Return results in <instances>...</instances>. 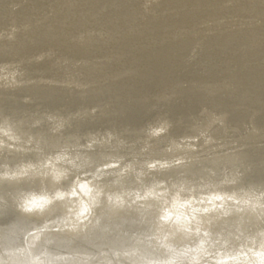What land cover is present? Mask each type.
<instances>
[{
  "label": "rangeland",
  "instance_id": "374dc122",
  "mask_svg": "<svg viewBox=\"0 0 264 264\" xmlns=\"http://www.w3.org/2000/svg\"><path fill=\"white\" fill-rule=\"evenodd\" d=\"M26 68L0 70V264H264V130L99 138L95 115L51 113ZM115 76L98 67L69 86ZM200 120L184 116L193 128ZM199 169L205 180L184 173Z\"/></svg>",
  "mask_w": 264,
  "mask_h": 264
},
{
  "label": "bare ground",
  "instance_id": "6f19581e",
  "mask_svg": "<svg viewBox=\"0 0 264 264\" xmlns=\"http://www.w3.org/2000/svg\"><path fill=\"white\" fill-rule=\"evenodd\" d=\"M157 1L0 0V70L23 61L49 111L58 114L67 106L95 115L90 122L101 128L99 138L109 130L142 140L174 130L190 138L215 123L243 128L245 122L251 137L262 134L264 0H169L164 8L152 6ZM222 1L228 4L219 6ZM98 67L113 71V82L69 86ZM58 72L61 82L36 87L43 76ZM186 114L201 118L195 128L184 123ZM209 172L184 173L205 180Z\"/></svg>",
  "mask_w": 264,
  "mask_h": 264
}]
</instances>
